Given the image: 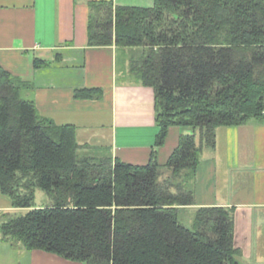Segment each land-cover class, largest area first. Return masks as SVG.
<instances>
[{"label":"trees","instance_id":"16d2710c","mask_svg":"<svg viewBox=\"0 0 264 264\" xmlns=\"http://www.w3.org/2000/svg\"><path fill=\"white\" fill-rule=\"evenodd\" d=\"M89 8L90 46L135 49L128 73L154 91L155 146L170 126L184 130L164 165L156 149L144 165L121 161L41 114L27 96L33 83L0 64V193L28 208L0 224L1 237L84 264H239L233 208L197 207L190 227L179 212L195 204L187 184L216 129L264 122V0ZM101 95L74 89L76 98ZM36 189L53 204L35 207Z\"/></svg>","mask_w":264,"mask_h":264},{"label":"crops","instance_id":"0c3cea01","mask_svg":"<svg viewBox=\"0 0 264 264\" xmlns=\"http://www.w3.org/2000/svg\"><path fill=\"white\" fill-rule=\"evenodd\" d=\"M91 1L0 0V64L33 83L27 96L55 123L74 125L78 143L133 165L146 164L156 149V160L164 165L184 129L170 126L164 143L155 146L154 91L128 73V54L135 49L88 44ZM106 1L140 7L154 2ZM34 59L49 65L34 67ZM84 87L101 88L102 95L76 98L74 89ZM187 185L195 204L179 213L201 206L233 208L239 264H264V122L218 127L215 146L203 150ZM6 208L13 207L0 193V210ZM0 264L84 263L27 250L0 236Z\"/></svg>","mask_w":264,"mask_h":264},{"label":"rangeland","instance_id":"374dc122","mask_svg":"<svg viewBox=\"0 0 264 264\" xmlns=\"http://www.w3.org/2000/svg\"><path fill=\"white\" fill-rule=\"evenodd\" d=\"M198 138V134H196ZM8 199L7 196H4ZM35 207L40 206H51L53 204V199L48 196L43 190L36 189L35 191V199H34ZM28 208H6L4 210H0V224L7 220L8 218L16 217L19 215L24 214L27 212ZM193 210H186L184 213H181V222L185 225L190 227L193 221ZM1 236V234H0Z\"/></svg>","mask_w":264,"mask_h":264}]
</instances>
